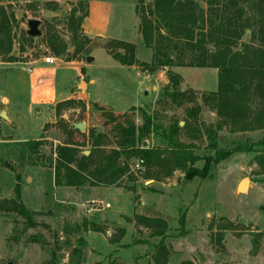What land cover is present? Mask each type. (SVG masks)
Instances as JSON below:
<instances>
[{
	"label": "rangeland",
	"instance_id": "374dc122",
	"mask_svg": "<svg viewBox=\"0 0 264 264\" xmlns=\"http://www.w3.org/2000/svg\"><path fill=\"white\" fill-rule=\"evenodd\" d=\"M137 3L138 0H0L8 12L12 38L9 54H0V64L9 65L0 66V93L8 89L12 76L16 96L8 104V111L16 112L14 117L10 114L12 120L0 115V198L14 195L15 174H19L22 201L33 212L35 221L27 225L17 212L0 210V264H156L160 237L150 233L151 228L140 217L144 215L167 222L162 242L167 249L164 264H264V170L251 162L253 154L233 152L213 164L205 178L185 179L180 168L165 176L167 168L162 165L154 167L158 179L145 178V165L131 170L136 160L131 157L128 173L115 184L67 186L54 182L50 160L55 156V145L70 136L74 122H84L81 132L73 135L80 141V152L89 151L90 127L100 131L103 128L107 134L105 148L113 145L112 124L104 123L109 111L125 113L138 124L140 108H148L156 122L164 125L179 120L183 126L180 139L193 144V151L199 155L210 152L204 128L215 126L219 117L202 101L201 92L215 89L217 77L210 73L211 67H175H184L181 71L189 73L184 76L188 84L208 86L196 89L181 82L180 88L196 91L194 100L178 105L164 100L160 90L167 82L166 69L152 71L143 65L150 61L152 50L143 44L138 32ZM147 3L151 8V0L138 5ZM86 11L78 31L83 50L74 55L69 17L72 12L82 17ZM32 18L40 21L39 34L34 36L27 34V22ZM47 32L66 43V49L56 57L61 62L71 58L68 64L82 66L81 74L76 76L79 70L72 67L54 70L46 80L47 86L53 87V96L43 97L45 83L33 82L36 102L27 110L26 100H22L27 75L22 66L44 55L55 56L48 45ZM134 35V64H120L103 46L112 37L129 41ZM251 37L247 29L242 40L258 42ZM87 55L94 59L86 61ZM8 56L13 59L7 60ZM190 56L185 51L182 58L186 61ZM32 75L39 74L33 71ZM76 79L83 85L71 87L74 101L69 106L58 105L68 85ZM197 104L199 112L190 118L187 108ZM3 108L0 102V111ZM218 134L219 145L229 148L239 141L259 139L264 130L232 131L222 126ZM153 136H147L144 143L164 148L165 144ZM34 138L42 140L32 149L29 142ZM163 155L169 152L165 150ZM202 164L203 159L195 162L197 166ZM129 173L134 180L124 185ZM244 177L248 178L247 186L239 190L238 183ZM106 202L109 206H105ZM181 212L185 214L183 227L179 223ZM69 236L74 237V242L65 241Z\"/></svg>",
	"mask_w": 264,
	"mask_h": 264
},
{
	"label": "trees",
	"instance_id": "16d2710c",
	"mask_svg": "<svg viewBox=\"0 0 264 264\" xmlns=\"http://www.w3.org/2000/svg\"><path fill=\"white\" fill-rule=\"evenodd\" d=\"M151 1L152 7L148 8V3L147 6H139L138 3H143V0H138L135 10L139 15L141 40L152 50L150 61L143 62V65L149 66L152 71L166 68L167 82L160 90L161 97L177 105L194 100L196 91L180 88L182 76L175 67L188 65L217 69L216 88L201 92L202 101L209 104L219 117L215 126L204 128L206 147L210 152L199 155L193 151V144L180 139L183 126L179 120L164 125L156 122L148 108H140L141 123L138 124L125 113L117 115L109 111L104 123L112 124L113 145L105 148L107 134L103 128L100 131L97 127H90L87 137L89 151L87 154L80 152V141L73 135L81 131L72 124L70 136L55 145V156L50 160L55 184L81 186L118 183L128 173V160L131 157L142 158L146 170L144 177L154 179L159 178L154 167L161 165L167 168L165 176L180 168L185 179L205 178L213 164L233 152L253 154L251 162L264 170V135L257 140L239 141L229 148H223L219 145L218 134L222 126H228L232 131L264 130V0ZM86 15L87 11L82 17L72 12L69 17L74 55L83 50L84 43L78 39V31ZM10 28L8 12L0 4V54L10 52ZM247 29L258 42L242 40ZM46 39L55 56H60L66 49V43L59 40L57 35L47 32ZM103 46L122 65H131L137 60L134 42L111 38ZM185 51L191 53L186 61L182 58ZM12 59V56L7 58L9 61ZM72 101L74 98H67L59 101L58 105L69 106ZM101 108L104 109L102 105ZM198 112L199 104L187 108L190 118L194 119ZM150 134L165 147L145 144ZM41 140L34 138L29 145L33 149ZM165 150L169 152L168 156L163 155ZM198 159H203L201 166L195 165ZM15 177L14 195L0 198V210L17 212L27 225H34L33 212L22 201L20 176L15 174ZM127 179L124 185L131 183L134 177L129 173ZM140 217L145 226L151 228L150 233L160 237L156 264H164L167 249L162 242L167 228L166 220L158 216ZM179 223L181 227L185 224L183 212L179 216ZM65 241L69 243L70 238ZM78 242L82 243L81 238H78Z\"/></svg>",
	"mask_w": 264,
	"mask_h": 264
},
{
	"label": "crops",
	"instance_id": "0c3cea01",
	"mask_svg": "<svg viewBox=\"0 0 264 264\" xmlns=\"http://www.w3.org/2000/svg\"><path fill=\"white\" fill-rule=\"evenodd\" d=\"M86 19V17H85ZM137 34V33H136ZM112 38H116V37H112ZM120 39V38H119ZM136 39H137V35H134V37H131L129 41L131 42H134L136 43ZM68 62H71V60H68V61H63L61 62L60 58L59 57H56L54 56V63H46L44 62L42 59L40 60H37L35 62H31L30 64H27L22 66V69L25 71L26 75H27V80H26V95L23 97V101L26 100V109L34 104L35 99L33 97V94H32V86H33V82L35 83H45L42 87V91L43 93H41V95H43V97H45L44 94L46 95H49V96H53V87H49V85L47 86L48 83H46L47 81V78L48 76L52 75L54 70H58V68H65V67H72L73 69L75 70H79V73H77L76 76H78V74H81L80 73V68L82 66H70L68 64ZM9 66L8 64H0V66ZM184 67H180L177 71L180 73V75L182 76V83L183 84H188L185 80H184V76L185 75H188L189 73L188 72H182L181 70L183 69ZM212 68V72L210 73H213V77H214V74L216 75L217 77V69L214 68V67H211ZM176 70V69H175ZM33 71H37V73L39 75H37L36 77H34L32 74H33ZM163 73V72H162ZM75 76V77H76ZM12 76L9 77V83H8V89L5 90V91H2L0 93V102L4 103V108L3 110L5 111L6 115H7V118H8V121L9 120H12V116H10V114L13 115V117L15 116L14 113H16L15 111L12 113L11 111H8V104L10 103L11 99H15L16 100V96L13 95V86L11 85L12 84ZM204 82H206L205 79H203ZM200 82V81H199ZM83 84V82L79 79L74 82V83H70L68 86V92L65 94V96L63 98H61L60 100H64V99H67V98H71L73 96H75V91L71 90V87L74 86V85H77L79 86V84ZM190 84H188L189 86L193 87V88H196V89H206V86H208L207 84L203 83V86L200 85L201 83H191L189 82ZM24 84V87H25V83ZM206 85V86H205ZM182 89V88H181ZM206 90H214V89H206ZM12 93V94H11ZM42 96H40V98L37 99V101L39 99H41ZM19 100V99H17ZM21 100V99H20ZM59 100V99H57ZM16 102V101H14ZM28 110V109H27ZM2 111V110H1ZM0 111V112H1ZM98 129V128H97ZM163 144V143H162Z\"/></svg>",
	"mask_w": 264,
	"mask_h": 264
},
{
	"label": "water",
	"instance_id": "95a60500",
	"mask_svg": "<svg viewBox=\"0 0 264 264\" xmlns=\"http://www.w3.org/2000/svg\"><path fill=\"white\" fill-rule=\"evenodd\" d=\"M149 5H151V2H149ZM39 23H40V21L38 19H34V18L29 19L27 22L28 27H29V29L27 30V34L32 35V36L39 34V30H38ZM93 59H94V57L91 55L86 56V61H88V62L92 61ZM81 85H83V84L82 83L79 84V86H81ZM0 115L7 118V115H6L4 110H2L0 112ZM73 125H74V127L78 128L79 130H82L84 128V122L83 121L74 122ZM98 130H100V128H98ZM120 162L121 161L119 160V163ZM247 183H248V178L247 177L242 178L238 183V189L242 190V189L246 188ZM69 237H70L71 242H74V237L73 236H69Z\"/></svg>",
	"mask_w": 264,
	"mask_h": 264
},
{
	"label": "built area",
	"instance_id": "2783aa9c",
	"mask_svg": "<svg viewBox=\"0 0 264 264\" xmlns=\"http://www.w3.org/2000/svg\"><path fill=\"white\" fill-rule=\"evenodd\" d=\"M46 63H54V56L53 55H44L41 58ZM164 69H166L164 67ZM164 71V70H163ZM143 167V159L142 158H136L135 162H133L130 165L131 170H137ZM105 206H109V203H105Z\"/></svg>",
	"mask_w": 264,
	"mask_h": 264
}]
</instances>
